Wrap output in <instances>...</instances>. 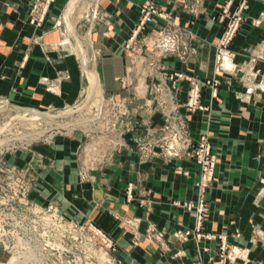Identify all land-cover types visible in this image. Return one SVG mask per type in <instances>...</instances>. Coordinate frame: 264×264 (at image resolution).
<instances>
[{
	"label": "crops",
	"instance_id": "1",
	"mask_svg": "<svg viewBox=\"0 0 264 264\" xmlns=\"http://www.w3.org/2000/svg\"><path fill=\"white\" fill-rule=\"evenodd\" d=\"M71 1L56 0L43 25L36 26L30 23L33 0H0V100L49 105L52 100L59 104L76 99L86 78L80 75L75 54L81 52L87 67L89 53L96 72L87 69L96 76L97 90L100 81L103 97L128 98L130 114L119 124L124 133L122 147L105 168L91 170L90 181L79 185L78 199L74 200L77 207L89 210L98 225L113 233L120 245L118 256L127 264H195L199 261L196 241L177 242L170 237L181 227H192L193 216L171 203L174 199L196 200L194 184L200 178L199 166L190 159L167 160L159 148L154 155L142 154L140 143L149 131L160 129L165 117L150 90L134 92L127 87V82L136 78V65L124 45L140 19V6L147 0L78 1L108 19H87L95 28H89L83 37L78 27L87 24L79 25L75 9L71 11L75 30L70 24ZM154 1L167 18L158 17L132 47H138L143 62L139 71L153 70L159 76L164 72L184 74L175 90L180 106L187 100L190 80L214 77L216 44L223 31L217 17L227 0ZM247 3L242 27L231 46L237 69L218 78L221 84L218 97L212 101V122L197 111L191 117L190 132L197 142L201 131L208 130L214 151L221 155L215 170L218 181L207 193L212 209L205 230L224 234L229 245H238L250 259L260 261L264 260V0ZM78 35L81 40H77ZM142 80L152 83L151 78ZM52 83L59 84L58 92L51 91ZM202 101L211 102L207 88L203 89ZM60 144L55 148L59 159L63 147L75 149L77 145ZM38 150L46 156L42 160L26 155L35 173L44 171L41 161L48 162L56 154L46 146ZM47 174L49 180L62 181L83 176L82 172L78 176L59 169ZM130 184L131 201L127 198ZM118 216L139 218L143 238L150 224L165 231L166 236L160 242L146 237L136 246L133 233ZM236 233H240L238 237H234ZM218 243V239L201 243L210 247L203 253L204 264L243 263L242 259L230 263L219 258L215 250Z\"/></svg>",
	"mask_w": 264,
	"mask_h": 264
},
{
	"label": "rangeland",
	"instance_id": "2",
	"mask_svg": "<svg viewBox=\"0 0 264 264\" xmlns=\"http://www.w3.org/2000/svg\"><path fill=\"white\" fill-rule=\"evenodd\" d=\"M76 11L81 21L79 25L87 24V27H78V32L82 37L86 35L89 28H95L91 26L93 25L92 22L87 20L91 19L92 16H98V19L101 18L100 20L108 22L106 15L100 11H95V13L93 8L88 9L87 4L77 2L74 12ZM74 12L68 11L73 29L77 27L73 19ZM81 39L78 35L77 40ZM129 39L124 46L134 58L136 78L127 82V87L134 92L150 90L155 96L154 100L157 101L158 108L162 107L161 110L165 117V122L160 129L155 131L152 128V132L149 131L140 143L142 154L145 156L154 155L157 153L156 149L159 148L157 151L167 160L190 159L199 166L198 173L201 177L203 167L197 154L200 148L197 142L204 134H207L215 158L216 170L221 155L220 152L214 151L208 130L201 131L200 139L197 142L192 138L193 146L182 149L178 155H165L162 139L167 134L165 128L169 124L168 111L174 106L171 102L164 103L162 100L166 90L164 80L167 79L169 72H164L159 76L152 73L153 70L152 72L149 70L139 71L138 67L143 62L139 58L138 47H132L135 41L130 48L126 46ZM138 40H140L139 36L136 38L137 42ZM69 52L68 50L66 53L69 54ZM75 57L80 75L86 78V84H83L81 93L76 99L63 100L59 104L52 100L49 105H47L48 103L26 105L20 101L7 98L0 100L1 264H9L13 257L16 260L15 264H127L118 256L120 245L113 233L98 225L89 210L79 209L74 200L77 198L76 192L80 190V186L90 181V171L105 168L111 162L114 154L122 147L124 133L119 124L122 118L130 114L129 100L126 97L117 98L114 95L103 97L100 81L98 90L96 88L95 93L90 92L89 75L96 77L92 71L88 70L95 71L91 65V55L88 53L87 67L83 64L80 51H77ZM64 75L63 73L61 77ZM143 77L151 78L152 83L143 81ZM155 77H157L155 79L157 82L154 80ZM58 83L51 84V91L58 92ZM220 84L221 82L218 85V91ZM176 88L177 86L174 87V93ZM177 102L179 103L178 100ZM179 107L180 110L182 107L185 108L183 104ZM182 112L187 113L186 109ZM203 113L208 121L212 122V107L210 111ZM192 116L193 114H189V119H187L189 132ZM75 143L77 144L75 149L63 147L65 148L63 155L60 159L58 158L55 148L59 144L70 146V144L74 145ZM41 146L54 149L56 154L48 162L41 161L40 169L44 171L35 173L32 165L26 160V155L32 154L35 158L42 160L46 156L38 150ZM58 169L69 174L76 172L78 176L79 172H82V179L49 180L47 172ZM215 170L213 181L205 187L204 199L208 211L204 216L203 232H207L205 224L211 218L212 206L211 201L207 198V193L218 181ZM185 173L188 174V171ZM199 181L200 178L194 184L196 189H199ZM56 183L57 187L55 186ZM132 192L133 187L130 184L127 187L129 201L133 200ZM261 192L264 193V179L262 180ZM198 195L199 193H197L195 201L174 199L171 203L172 207L185 208L186 202L196 203ZM187 211L193 216V226L181 227L170 236L175 238L177 242H185L190 238L195 240L193 236H186V231L188 229L193 230L195 227V215L188 209ZM118 218L123 221L124 225H127L125 228L133 233V244L136 246L141 245L146 237L152 241L160 242V239H164L166 236L165 231H161L155 225L150 224L145 233L146 237L143 238L139 232V218L123 216H118ZM239 234L236 233L234 237H238ZM59 243L60 245H58ZM160 244L167 246L164 243ZM250 260V264H260L262 261ZM242 262V264H246L244 260ZM262 262L261 264H264V260Z\"/></svg>",
	"mask_w": 264,
	"mask_h": 264
},
{
	"label": "built area",
	"instance_id": "3",
	"mask_svg": "<svg viewBox=\"0 0 264 264\" xmlns=\"http://www.w3.org/2000/svg\"><path fill=\"white\" fill-rule=\"evenodd\" d=\"M55 2L56 0H33L32 8L30 10V23L36 26L43 25ZM247 8V0H227L218 15L219 21L223 24V31L216 44V74L227 73L230 71L234 72L237 68L233 67L230 69L226 66V63L234 60L231 46L241 27L244 19V11ZM158 17L167 18V15L158 9L154 0L145 1L140 6V19L126 46L130 48L140 33L148 26L153 25ZM166 78L167 79L164 80L166 90L163 93L162 100L164 103L171 102L174 106L168 111L169 124L165 128L167 134L162 139V142L164 141L162 146H165L166 156H174L178 155L182 149L193 146L187 121V119H189V114H194L197 111H210L212 101L218 97V85L220 81L217 77L205 81L197 79L190 80L188 97L185 103H183L187 113H183L177 102L174 87L177 86L179 80L184 78V74L178 72L169 73ZM206 88L209 89L211 95V102L208 104L202 101V92L203 89ZM197 144L200 147L197 153L198 158L203 167L202 175L198 182L199 195L196 203H185V207L195 215V227L193 230L188 229L186 231V236H193L197 245H199V262H197V264H204L202 262L203 253L210 250L209 246H202L201 243L203 241H212L216 239L219 240L215 249L219 258L226 259L230 261V263L242 259L246 264H250L251 260L248 258V254L242 255L240 250L243 249L238 245H229L227 237L224 234L207 233L202 231L204 216L208 211V206L204 199L205 187L213 181L215 158L212 154L207 134H204ZM262 261L260 264L263 263Z\"/></svg>",
	"mask_w": 264,
	"mask_h": 264
},
{
	"label": "bare ground",
	"instance_id": "4",
	"mask_svg": "<svg viewBox=\"0 0 264 264\" xmlns=\"http://www.w3.org/2000/svg\"><path fill=\"white\" fill-rule=\"evenodd\" d=\"M77 2H78V0H74V1H72V3L70 4V6H69V11L71 12V11H73L74 9H75V7H76V5H77ZM233 56H234V53H233ZM216 61H217V53H216V56H215V64H214V77H217V78H219V76H221V75H226V74H229V75H231V74H233L234 72L233 71H230V72H227V73H222V74H216V72H215V65H216ZM237 64H236V62L233 60V61H230V62H227L226 63V66L228 67V68H230V69H232L233 67H237L236 66ZM237 69V68H236ZM90 76V84H91V86H90V92L92 91L93 93H95V90H96V88H97V80H96V77H94V76H92L91 74L89 75ZM89 94H91V93H89ZM197 193H199V189H197ZM198 198V197H197ZM186 208V207H185ZM49 242V241H48ZM50 243V242H49ZM52 245V244H51ZM58 245H60V243L58 244ZM241 248V247H240ZM241 251V254L242 255H245V251L244 250H240ZM11 260H12V263H10L11 262ZM10 261H9V264H15V259H14V257L11 259ZM1 264V263H0ZM8 264V263H7Z\"/></svg>",
	"mask_w": 264,
	"mask_h": 264
}]
</instances>
